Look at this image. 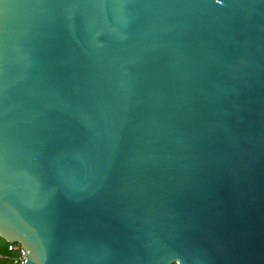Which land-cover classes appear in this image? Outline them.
I'll list each match as a JSON object with an SVG mask.
<instances>
[{
	"label": "water",
	"instance_id": "1",
	"mask_svg": "<svg viewBox=\"0 0 264 264\" xmlns=\"http://www.w3.org/2000/svg\"><path fill=\"white\" fill-rule=\"evenodd\" d=\"M10 264H264V0H0Z\"/></svg>",
	"mask_w": 264,
	"mask_h": 264
},
{
	"label": "trees",
	"instance_id": "2",
	"mask_svg": "<svg viewBox=\"0 0 264 264\" xmlns=\"http://www.w3.org/2000/svg\"><path fill=\"white\" fill-rule=\"evenodd\" d=\"M8 245L13 249H8ZM20 245L17 242L8 243L0 237V264H10L19 256ZM174 264V263H173Z\"/></svg>",
	"mask_w": 264,
	"mask_h": 264
},
{
	"label": "built area",
	"instance_id": "3",
	"mask_svg": "<svg viewBox=\"0 0 264 264\" xmlns=\"http://www.w3.org/2000/svg\"><path fill=\"white\" fill-rule=\"evenodd\" d=\"M8 249H9V250H10V249H13V246L8 245ZM24 256H25V252H24V250L20 247V248H19V256L17 257L16 260H14L13 263L22 262Z\"/></svg>",
	"mask_w": 264,
	"mask_h": 264
}]
</instances>
